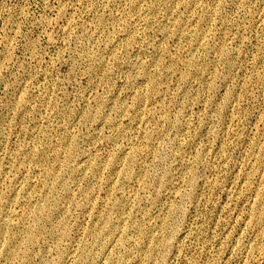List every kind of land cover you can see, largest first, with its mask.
<instances>
[{
	"label": "rangeland",
	"instance_id": "rangeland-1",
	"mask_svg": "<svg viewBox=\"0 0 264 264\" xmlns=\"http://www.w3.org/2000/svg\"><path fill=\"white\" fill-rule=\"evenodd\" d=\"M263 93L264 0H0V264H264Z\"/></svg>",
	"mask_w": 264,
	"mask_h": 264
},
{
	"label": "bare ground",
	"instance_id": "bare-ground-1",
	"mask_svg": "<svg viewBox=\"0 0 264 264\" xmlns=\"http://www.w3.org/2000/svg\"><path fill=\"white\" fill-rule=\"evenodd\" d=\"M259 121H261L264 124V111ZM254 155H255L254 164H256V173L260 181V187L257 193L255 194V198L251 205V206L254 205L253 210H255V208L258 207V213L256 215L253 214V222L256 221L258 226L264 229V133H263V141L259 143L258 150H256ZM260 243L261 242L258 241V244ZM256 250L259 256L262 257L264 255V247L259 246L258 248H256Z\"/></svg>",
	"mask_w": 264,
	"mask_h": 264
}]
</instances>
